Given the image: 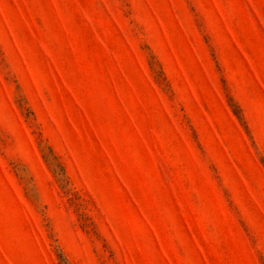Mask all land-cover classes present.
I'll use <instances>...</instances> for the list:
<instances>
[{
	"label": "rangeland",
	"instance_id": "obj_1",
	"mask_svg": "<svg viewBox=\"0 0 264 264\" xmlns=\"http://www.w3.org/2000/svg\"><path fill=\"white\" fill-rule=\"evenodd\" d=\"M0 264H264V0H0Z\"/></svg>",
	"mask_w": 264,
	"mask_h": 264
}]
</instances>
